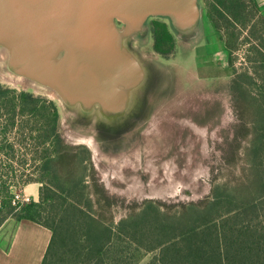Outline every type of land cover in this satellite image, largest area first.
Listing matches in <instances>:
<instances>
[{"label": "trees", "instance_id": "1", "mask_svg": "<svg viewBox=\"0 0 264 264\" xmlns=\"http://www.w3.org/2000/svg\"><path fill=\"white\" fill-rule=\"evenodd\" d=\"M238 3L207 2L217 32L223 11L240 23L244 14ZM150 26L153 50L170 54L174 43L166 23L151 19ZM243 76L233 75L228 83L233 105L248 109L251 118L241 181L214 184L207 197L181 203L174 211L145 200L115 223L93 212L86 185L74 173L86 168L89 151L64 142L56 102L0 85V152L6 157L0 162V213L6 211L0 224L11 216L47 228L50 238L41 264H138L151 252H156L155 264H264V71L262 79L252 81L255 93L246 88ZM16 144L31 152L30 161L23 153L19 158ZM25 165L33 175L26 184H40L38 200L18 210L11 204L6 177Z\"/></svg>", "mask_w": 264, "mask_h": 264}, {"label": "rangeland", "instance_id": "2", "mask_svg": "<svg viewBox=\"0 0 264 264\" xmlns=\"http://www.w3.org/2000/svg\"><path fill=\"white\" fill-rule=\"evenodd\" d=\"M209 1L202 0L205 36L212 41L208 47L216 45L220 51L215 49L218 52L211 54L221 61L219 66L208 60L209 57L206 63H199L200 59L189 51L193 47L188 40H175L173 52L167 59L161 58L152 50L150 36L143 35L135 45L155 81L142 89L144 110L124 136L104 140L93 125L73 114L61 115L59 133L64 142L70 146H83L89 151V162L84 163L86 168L74 173L81 176L93 212L103 221L115 223L138 210L145 200H154L160 207L174 211L181 203L207 197L214 184L240 182L245 173L244 150L251 136V118L248 109L233 105L228 83L233 75L242 74L246 88L255 93L252 81L263 78V0H253L257 3L255 7L250 1L243 0L244 16L240 17V23L223 11L224 20L217 18L219 29L214 36L206 18ZM181 44L189 49L180 48ZM224 46L229 50L227 55H230L231 64L226 62ZM208 47L207 51L201 48L203 54L209 55ZM0 85L16 91L27 89V85L13 83L1 75ZM32 93L51 99L38 89H33ZM14 133L12 130L13 136ZM89 139L92 143H88ZM15 148L19 149L17 155L23 153L30 161L29 150L17 144ZM5 159L0 152V162ZM17 169L10 174L13 176L6 177V181L11 196L19 193L29 198L17 206L19 210L22 205L34 201L40 184H26L27 179L33 177L31 166ZM31 189H34L32 193ZM5 212L3 210L0 216ZM155 263L156 252L146 254L138 262ZM58 264L70 262L65 260Z\"/></svg>", "mask_w": 264, "mask_h": 264}, {"label": "water", "instance_id": "3", "mask_svg": "<svg viewBox=\"0 0 264 264\" xmlns=\"http://www.w3.org/2000/svg\"><path fill=\"white\" fill-rule=\"evenodd\" d=\"M151 19L165 20L174 45L188 40L193 50L179 47L207 62L202 0H0V75L48 94L59 123L69 113L104 140L120 138L155 81L135 45L143 35L153 43Z\"/></svg>", "mask_w": 264, "mask_h": 264}, {"label": "crops", "instance_id": "4", "mask_svg": "<svg viewBox=\"0 0 264 264\" xmlns=\"http://www.w3.org/2000/svg\"><path fill=\"white\" fill-rule=\"evenodd\" d=\"M23 193L27 192L23 190ZM49 238L50 231L47 228L7 216L0 224V264H41Z\"/></svg>", "mask_w": 264, "mask_h": 264}, {"label": "flooded vegetation", "instance_id": "5", "mask_svg": "<svg viewBox=\"0 0 264 264\" xmlns=\"http://www.w3.org/2000/svg\"><path fill=\"white\" fill-rule=\"evenodd\" d=\"M248 1H250L251 2V4H252V6H253V4H254V1L253 0H248ZM242 0H239V3L238 4H240L241 3V6H242ZM254 6H257V3H255L254 4ZM262 6H263V8H264V2H263V4H262ZM214 11V10H213ZM213 16L215 17V18H217V13H214L213 12ZM206 18L208 19V23H209V25L211 26V29L213 30V33H211V35H213L214 36V33H216L215 31H216V28L214 27V25H213V20L212 19H210L209 17H208V15H206ZM217 20V19H216ZM222 41V40H221ZM211 44H212V41H211ZM215 45V44H214ZM210 46V45H209ZM214 48V50H211V49H213ZM215 49L216 50H218L217 49V46L215 45L214 47H212V48H209L208 47V51H209V55H207V57H209V59L208 60H210V61H212L213 63L214 62H216L217 60L215 59V58H213L212 57V55L211 54H215V53H217L216 51H215ZM227 48L224 46V53H225V58H226V62L227 63H229V57H230V55L228 56L227 54H228V51L229 50H227ZM220 52V51H219Z\"/></svg>", "mask_w": 264, "mask_h": 264}, {"label": "built area", "instance_id": "6", "mask_svg": "<svg viewBox=\"0 0 264 264\" xmlns=\"http://www.w3.org/2000/svg\"><path fill=\"white\" fill-rule=\"evenodd\" d=\"M27 201H29V198L19 193H14L11 198V204L13 206H18L20 203L27 202Z\"/></svg>", "mask_w": 264, "mask_h": 264}, {"label": "bare ground", "instance_id": "7", "mask_svg": "<svg viewBox=\"0 0 264 264\" xmlns=\"http://www.w3.org/2000/svg\"><path fill=\"white\" fill-rule=\"evenodd\" d=\"M90 138H91V137H90ZM88 143H91V140H90V139L88 140Z\"/></svg>", "mask_w": 264, "mask_h": 264}]
</instances>
